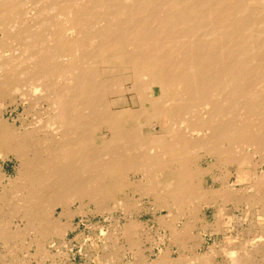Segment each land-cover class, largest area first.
<instances>
[{
  "label": "bare ground",
  "instance_id": "bare-ground-1",
  "mask_svg": "<svg viewBox=\"0 0 264 264\" xmlns=\"http://www.w3.org/2000/svg\"><path fill=\"white\" fill-rule=\"evenodd\" d=\"M10 106L24 110L19 126L4 117ZM28 111L40 114L29 127ZM10 157L14 177L1 164ZM208 158L215 162L202 167ZM263 167L264 0H0V214L20 216L36 253L78 228L85 202L100 215L128 212L136 204L121 196L133 189L166 211L169 220L158 223L179 248L151 264H216L219 255L218 264H264ZM213 168L220 189L205 186ZM233 170L250 183L241 193L226 183ZM133 174L140 179L131 185ZM218 202L243 209L248 227L237 245L224 234L229 245L196 253L204 240L191 226L221 231L200 217ZM143 224L130 219L118 233L109 224L90 249L103 251L95 262L140 257L134 238ZM21 236L0 223L2 243Z\"/></svg>",
  "mask_w": 264,
  "mask_h": 264
},
{
  "label": "rangeland",
  "instance_id": "rangeland-1",
  "mask_svg": "<svg viewBox=\"0 0 264 264\" xmlns=\"http://www.w3.org/2000/svg\"><path fill=\"white\" fill-rule=\"evenodd\" d=\"M124 101L122 100V101H120V106L121 105H123L124 103H123ZM129 103V102H128ZM131 104V103H130ZM126 106V105H125ZM137 106V105H136ZM14 111V112H13ZM23 112H24V110H23V108L21 107V106H18L16 109H14V107L13 106H10V107H8V109H7V111L5 112V114H4V117L5 118H9V119H11V118H14L15 120H16V126H19L20 125V121H18V116L19 115H21V114H23ZM32 113H33V111H28V115H27V113L24 115V119H25V124L26 125H28L29 123V125H28V127L29 126H32L31 124H33V123H36L35 121H37L38 119V115H40L39 113H37L36 112V114L35 113H33V115H32ZM7 114V115H6ZM11 115V116H10ZM27 115V116H26ZM35 115L37 116V118L35 117ZM26 116V117H25ZM35 117V118H34ZM30 119V120H29ZM31 120L33 121V122H31ZM10 121V120H9ZM141 121L143 122L144 121V117L142 116L141 117ZM38 122V121H37ZM156 131H159V125L157 126V128H156V130L154 131L151 127H145L144 128V133H149V132H152V133H156ZM206 160V161H205ZM210 161V162H209ZM213 162H215V158H208V159H204L202 162H201V166L202 167H204V168H206V167H208V165L209 164H212ZM1 164H2V166H3V168H4V170H3V172L6 174V175H8L9 177H14L15 176V166H16V161L14 160V159H12V157H10V159H8V160H6V161H4V162H1ZM5 165V166H4ZM205 165V166H204ZM234 169V168H233ZM263 169H264V167L262 168V169H260L259 170V172L260 171H263ZM230 174V176H228L227 178H226V181H227V183H228V187H233V190L235 189V191L237 192V193H241V191H242V187H246V185H249L250 183L246 180L247 179V177L244 179V176L242 175V174H237L236 173V171H232V172H230L229 173ZM132 175V174H131ZM131 175H129L127 178H126V182H128V184H131L132 185V183L133 184H137V183H139V182H135L136 180H139L140 178H139V176H135L134 174H133V176L132 177H134V178H132L131 177ZM214 176L215 178L213 179L212 177H210V176ZM209 175H207L206 177H205V181L207 182L206 183V185H208V186H212L213 185V187L215 188V189H218L220 186V184H221V182L220 181H222L220 178H221V175H220V169H218V168H213V170H212V172L209 174ZM131 178H132V180H131ZM229 178H230V180H229ZM208 180V181H207ZM219 181V182H218ZM131 182V183H130ZM4 185H6V182L5 181H3L2 183H0V187H1V191H2V187L4 186ZM218 185V186H217ZM231 187V188H232ZM244 187V188H245ZM239 189V191H237V190ZM240 189H241V191H240ZM0 191V192H1ZM132 191V192H131ZM124 193H122L123 195L121 196V197H124V194H126L127 195V197H126V199L124 200V202H126V203H128V201L127 200H129V202L130 203H134V204H136L135 206H133L132 207V209H130V210H128V212H129V214H128V212H127V209L124 211V209L123 208H117V209H115L114 211H112L111 213H110V215L108 214V213H101V215H100V213L99 212H96V210L94 209L95 207L93 206V204H87V202H85L84 204L86 205V206H84V208H83V212H85V214H86V216H85V218H88V219H90V220H92L93 222H97V221H99V222H102L103 224H104V228H106L107 230H105V232L104 233H108V231H109V229H110V227H109V224H111L112 225V227H111V229H110V231L109 232H111V230L112 229H114L115 231L113 232V233H118V232H116L117 230H119L120 228H122V226H121V224L123 225H125L126 223H127V221H129L130 219H137V221L138 222H141V223H144L142 226H140V228L143 230L142 232H144L143 234L141 233V235H142V238H143V244L146 242H152V246H150L149 247V245H147V247H144V246H142V248L141 249H143V250H145L146 248L150 251V255H151V258L152 259H155L156 258V256L160 253V251H165L166 250V248H168L171 244H170V236H169V232L167 231V229L166 228H164V226L163 225H161V223H158V219H157V216H159L160 218H164L163 220L165 221H168L169 220V218H168V215H167V213H166V211L165 210H160V211H154V205L152 204L153 203V200H152V198H150V197H140V193L139 192H136L135 193V191L133 190V189H126V191L124 190L123 191ZM130 193H132V194H130ZM139 193V194H138ZM121 195V194H120ZM129 196V197H128ZM134 196V197H133ZM139 197H140V199H141V201H140V199H139ZM133 198V199H132ZM138 198V199H137ZM151 199V200H150ZM134 200V202H132ZM144 200V201H143ZM149 200V201H148ZM138 203V204H137ZM147 203H148V205H147ZM150 203V204H149ZM79 202H76V203H74L73 205H72V207H71V209L72 210H75L76 208H77V206L79 207ZM133 204V205H134ZM144 204V205H143ZM138 205V206H137ZM151 205V206H150ZM146 207V209H144L145 207ZM153 207V208H152ZM87 209H89V210H87ZM135 209H136V212H135ZM140 209V210H139ZM92 210H95V211H92ZM122 210V211H121ZM240 210L242 211V212H240ZM90 211H92V212H90ZM121 212H124L123 214H124V216H123V214H121ZM59 213H60V209H57V211L55 212V216L57 217L58 215H59ZM92 213V214H91ZM95 213H97V214H95ZM138 213V214H137ZM149 213V214H148ZM154 213V214H153ZM135 214V215H134ZM232 214H233V216H235V219L236 220H231V221H234V222H238V223H247L248 224V220H246L245 218L243 219V217H244V213H243V209H241V208H235V209H233L232 210ZM236 214H238V215H236ZM5 215V216H4ZM129 215H131V216H129ZM153 215V216H152ZM166 217H165V216ZM7 216V217H6ZM91 216V217H90ZM109 216H111V217H109ZM133 216V217H132ZM150 216V217H149ZM125 217V218H124ZM129 217V218H128ZM132 217V218H131ZM152 217V218H151ZM2 218V219H1ZM108 218H114L115 220H118L119 221V223H120V226L119 227H117V229H115L113 226V222H112V219H108ZM151 218V219H150ZM168 220H167V219ZM256 218V220H255V222H257L258 223V225L261 223L262 224V219H260V217H258V216H256L255 217ZM20 219V220H19ZM74 222H77L79 219H80V217H78V216H76V217H74ZM104 219H108L109 220V224H108V222H106V223H104L103 222V220ZM208 219H212V215H211V213L208 215ZM240 219V220H239ZM257 219H259V220H257ZM8 220V221H7ZM157 220V221H156ZM5 221V222H4ZM7 221V222H6ZM11 223H10V222ZM17 222V223H16ZM156 222V223H155ZM0 223H1V225L4 227V226H6V228H8L12 233H14V234H22L23 236H21V237H19V239L17 240V239H14V240H11V241H6V244L5 243H2V239H0V263L2 262V264H98L97 262H95V257H96V254H97V252H103L102 250H100V249H98V251H95V250H87V249H89V248H87L86 249V251H85V253H84V255H87L86 257H88L87 258V260L85 261V260H83V259H81L79 256H76L75 257V259H73V253H71L70 251H69V249H70V246H69V243H68V241L70 240V239H72L73 238V236H74V234L72 233V231H69V233H67V235L66 236H64L63 237V235H61L60 236V234L59 235H56V236H54L51 240H47V243H46V245H44L45 247H43V249H45V251H47V253L46 254H39V253H36L37 252V244L35 243V242H33V243H31V235L33 234L32 232V230H30V233H29V236H27V235H24L25 233H27L28 234V232L27 231H25L26 230V227H25V222H23L22 220H21V218H20V216H14V217H12L11 215H9L8 214V212H5L4 214H0ZM13 223H15V224H13ZM146 223V224H145ZM19 225H21L20 227H19ZM102 225V224H101ZM110 225V226H111ZM146 225V227H143V226H145ZM152 225V226H151ZM158 225V226H157ZM13 226V227H12ZM178 226H179V228H180V226H181V222L178 224ZM18 227V228H17ZM25 227V228H24ZM12 228V229H11ZM139 228V227H138ZM152 228V229H151ZM154 228V229H153ZM155 228H157L156 229V231H155V233H154V231L153 230H155ZM22 229V230H21ZM193 229H197V224H196V227H194ZM21 230V231H20ZM145 230H147V231H145ZM162 231H163V233H162ZM147 232V233H146ZM158 232H160V233H158ZM32 233V234H31ZM152 233H154V234H152ZM96 235L98 234V232H96L95 233ZM95 234H90L89 236H88V238L90 239V246H92L93 245V243H94V246H100V241L95 237ZM146 234V235H145ZM148 234V235H147ZM238 235H241V231L239 232V233H237ZM153 235V236H152ZM163 235V236H162ZM197 235V234H196ZM161 236H162V239H161ZM117 237V236H116ZM148 237V238H147ZM152 237V238H151ZM157 237V238H156ZM165 237V238H164ZM64 238V239H63ZM94 238V239H93ZM145 238H147V240H145ZM117 240H118V243L120 242V245H118V246H122V244H124L123 243V240H124V238L122 239V237L121 236H118L117 238H116ZM115 239V240H116ZM167 239V240H166ZM169 239V240H168ZM61 240H64V245L62 246L60 243L62 242ZM121 240V241H120ZM150 240V241H149ZM255 240H257V239H255ZM12 241H14V242H12ZM145 241V242H144ZM239 241H240V239L238 240V241H236L235 243H239ZM5 242V241H4ZM18 242H20V243H18ZM60 242V243H59ZM208 243H206L205 242V244H203V248H201V252H205L207 249H208V247L209 246H212L213 244H214V238H210V239H208V241H207ZM50 243H52L51 244V246H53V245H55L56 246V248L53 250V251H51V250H49V247H50ZM56 243H58V246H57V244ZM213 243V244H212ZM237 243V244H238ZM1 244H3V245H1ZM5 244V245H4ZM12 244V245H11ZM20 244V245H19ZM168 244V245H167ZM207 244V245H206ZM236 244V245H237ZM163 245V246H162ZM6 246V247H5ZM9 246H10V248H9ZM17 246V247H16ZM167 246V247H166ZM28 247V248H27ZM7 248V249H6ZM15 248V249H14ZM150 248V249H149ZM22 249V250H21ZM139 249H140V247H139ZM36 250V251H35ZM48 251L50 252L51 251V253H50V255H49V253H48ZM56 251V252H55ZM91 253H90V252ZM57 252H59V253H61V252H64V253H61L59 256H55V255H53V253H57ZM12 253V254H11ZM22 253V254H21ZM26 253V254H25ZM74 253H76L75 252V250H74ZM87 253V254H86ZM128 253V252H127ZM127 253H125V254H127ZM52 254V255H51ZM148 254V253H147ZM178 252L176 251V250H172V253H171V256L173 257V258H176L177 256H178ZM39 255V256H38ZM46 256V257H45ZM55 256V257H54ZM7 257V258H6ZM59 257V258H58ZM6 258V259H5ZM52 258H54V259H52ZM58 260H56V259ZM90 258V259H89ZM11 259H13V260H11ZM15 259V260H14ZM42 260V261H41ZM48 260V261H47ZM40 261V262H39ZM55 261V262H54ZM32 262V263H31ZM48 262V263H47ZM54 262V263H53ZM69 262V263H68ZM87 262V263H86Z\"/></svg>",
  "mask_w": 264,
  "mask_h": 264
},
{
  "label": "crops",
  "instance_id": "crops-1",
  "mask_svg": "<svg viewBox=\"0 0 264 264\" xmlns=\"http://www.w3.org/2000/svg\"><path fill=\"white\" fill-rule=\"evenodd\" d=\"M210 177H214V176H210ZM215 178V177H214ZM213 178V179H214ZM204 183H205V186H206V182L204 181ZM221 183L223 184V182L221 181ZM227 183V182H226ZM227 185V184H226ZM208 186V185H207ZM221 186V185H220ZM208 187H211V188H213V189H215L214 187H213V185L212 186H208ZM221 187H219L218 189H220ZM220 207H223L222 208V210L220 211V215H218L219 214V208ZM229 207V208H228ZM233 209H235L234 207H232L229 203H227V204H222L221 202H218L216 205H212V206H210V207H205V208H203V210H202V212L200 213V217L202 216V215H204L203 216V218L206 220V222L208 223V224H214V223H216L217 221L219 222V225H220V227L222 228L221 229V231L219 230V232H217V233H212L211 232V230L210 229H208V230H202V228H201V225H200V223H196L197 224V229H192V235L193 236H195L196 234L198 235V234H200V235H202V237H203V242L200 244V246H198L196 249H195V252L196 253H202L201 252V248H203V244H205V242L206 241H208V239H210V238H214V244L216 245L215 247H216V249H222L224 246H227V245H229V244H227V242H226V238L227 237H235L233 240H232V242H236V241H238L240 238H241V236L240 235H237V233H239L242 229H246L247 227H248V224L247 223H236V222H234V221H231V220H235V216L233 217V214H232V210ZM205 210V211H204ZM211 213V215H212V219L211 220H209V219H207L208 218V215ZM215 214V215H214ZM231 219V220H230ZM183 220H185V218L184 219H182L181 220V226L183 225ZM185 222V221H184ZM196 224L194 225V226H191V227H196ZM233 224V225H232ZM239 224V226H237V225ZM241 224V225H240ZM200 225V226H199ZM235 226V227H234ZM237 227V228H236ZM241 227V228H240ZM225 228V229H224ZM139 229V228H138ZM138 229L136 230L137 231V233H136V231H134L137 235H139V237L138 238H134V239H137V241L138 242H140V244L141 245H139V247H140V249L142 248V246H144V247H147V245H149V247L150 246H152L151 244H152V242H145L144 243V245H143V238H142V235H141V233H142V229H139V231H138ZM200 231H203V232H200ZM224 231H225V233H224ZM138 233H140V234H138ZM170 233V232H169ZM211 233V234H210ZM219 233H221V234H219ZM233 233V234H232ZM224 234H226V238H225V235ZM170 235V234H169ZM209 235V236H208ZM236 235V236H235ZM212 236V237H211ZM222 237V238H221ZM224 237V238H223ZM140 238V239H139ZM207 238V239H206ZM123 239V238H122ZM139 239V240H138ZM222 239H223V241H222ZM125 242V243H124ZM123 245L124 246H126L127 244H126V241L125 240H123ZM207 243V242H206ZM238 243V242H237ZM237 243H235V244H237ZM218 244L220 245V246H218ZM222 245V246H221ZM170 248H171V250H176V248H177V252L179 253V248L177 247V246H174V245H170L169 246ZM186 247V246H185ZM221 247V248H220ZM148 248V247H147ZM182 250V249H181ZM148 253V254H147ZM183 254L185 255V256H189V254L190 253H188V251H186V254H185V252H184V250H183ZM141 255H143V256H141ZM123 256V257H122ZM122 256H120V257H118L117 259H119L120 261L118 262V260L117 259H114V260H108V259H106V258H103V261L101 260V262H100V264H107L108 262H110L111 264H138V263H140L141 261H142V263H140V264H151V261H154V259H152L151 258V255H150V251H148L147 249H145V250H141L140 251V257H139V254H138V258H137V255L136 256H131L130 254H124V255H122ZM145 256V257H144ZM222 256V255H221ZM220 255L219 256H216L215 257V262H216V264H218V263H222L223 261H224V257L222 256L221 257ZM130 257H132L133 258V260H132V258L130 259ZM134 257H136V259H134ZM143 258V260H142V258ZM147 257V258H146ZM125 258H126V260H125ZM140 258V259H139ZM146 258V259H145ZM221 258V259H220ZM223 258V259H222ZM106 259V260H105ZM145 259V260H144ZM156 259V258H155ZM221 261H220V260ZM131 260H132V263H130L131 262ZM135 260V261H134ZM137 260H140V261H137ZM115 262V263H112V262ZM116 261H117V263H116ZM137 261V262H136ZM136 262V263H135ZM109 264V263H108Z\"/></svg>",
  "mask_w": 264,
  "mask_h": 264
},
{
  "label": "built area",
  "instance_id": "built-area-1",
  "mask_svg": "<svg viewBox=\"0 0 264 264\" xmlns=\"http://www.w3.org/2000/svg\"><path fill=\"white\" fill-rule=\"evenodd\" d=\"M104 223L109 221L108 219L103 220ZM79 223V226L76 230L72 231L74 234L73 238L68 241L70 249L69 251L73 253V259H75L76 256H79L83 260H87L86 255H84L85 251L87 248L89 250L94 247L90 246V239L88 236L90 234H95L98 232V234H95V237L99 239L101 236V232H105L107 230L106 228L104 229V224L102 222H93L92 220L88 218H83V220L80 222V219L76 222V224ZM102 224V225H101ZM107 224V223H106ZM105 234V233H104ZM74 250L76 253H74Z\"/></svg>",
  "mask_w": 264,
  "mask_h": 264
}]
</instances>
